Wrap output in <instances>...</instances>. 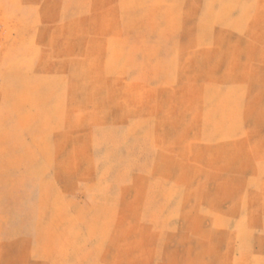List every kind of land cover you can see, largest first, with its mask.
<instances>
[{"label": "rangeland", "instance_id": "1", "mask_svg": "<svg viewBox=\"0 0 264 264\" xmlns=\"http://www.w3.org/2000/svg\"><path fill=\"white\" fill-rule=\"evenodd\" d=\"M0 264H264V0H0Z\"/></svg>", "mask_w": 264, "mask_h": 264}]
</instances>
